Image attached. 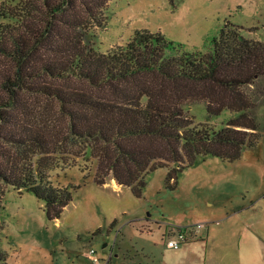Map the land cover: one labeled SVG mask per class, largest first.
Here are the masks:
<instances>
[{
    "label": "trees",
    "instance_id": "1",
    "mask_svg": "<svg viewBox=\"0 0 264 264\" xmlns=\"http://www.w3.org/2000/svg\"><path fill=\"white\" fill-rule=\"evenodd\" d=\"M106 5L0 0V182L42 200L49 219L76 187L51 183L56 165L87 155L93 182L111 177L138 196L149 170L170 162L172 177L197 155L231 160L259 136L243 88L264 93L263 41L225 22L206 50L134 28L99 51L93 32L106 24ZM197 101L208 116L230 115L216 129L196 125L185 107Z\"/></svg>",
    "mask_w": 264,
    "mask_h": 264
},
{
    "label": "rangeland",
    "instance_id": "2",
    "mask_svg": "<svg viewBox=\"0 0 264 264\" xmlns=\"http://www.w3.org/2000/svg\"><path fill=\"white\" fill-rule=\"evenodd\" d=\"M104 13L106 24L93 32L99 51L123 44L134 28L206 50L225 22L264 42V0H107ZM243 90L254 102L257 141L231 160L197 155L172 177L170 162L149 170L138 196L111 177L93 182L87 155L48 169L52 184L76 186L53 219L31 192L0 182V264H264V93L256 84ZM185 110L215 129L230 115L208 116L199 101ZM197 222L203 230L193 233ZM181 226L186 244L172 249L165 238Z\"/></svg>",
    "mask_w": 264,
    "mask_h": 264
},
{
    "label": "built area",
    "instance_id": "3",
    "mask_svg": "<svg viewBox=\"0 0 264 264\" xmlns=\"http://www.w3.org/2000/svg\"><path fill=\"white\" fill-rule=\"evenodd\" d=\"M192 228L193 233L199 231V230H203V226L201 223L197 222L195 223V225ZM185 227L181 226L178 228L177 231H174V233L171 236H166L165 238V244H167L170 248L172 249H176L179 247V245L183 242H185L186 244V238L185 235L183 233ZM90 252H92V250H90Z\"/></svg>",
    "mask_w": 264,
    "mask_h": 264
},
{
    "label": "crops",
    "instance_id": "4",
    "mask_svg": "<svg viewBox=\"0 0 264 264\" xmlns=\"http://www.w3.org/2000/svg\"><path fill=\"white\" fill-rule=\"evenodd\" d=\"M111 182L115 183L112 178H110Z\"/></svg>",
    "mask_w": 264,
    "mask_h": 264
}]
</instances>
